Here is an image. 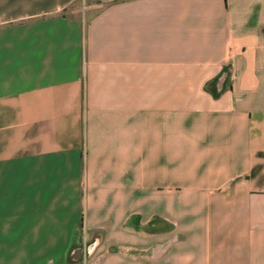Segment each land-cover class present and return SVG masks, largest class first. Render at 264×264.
I'll return each instance as SVG.
<instances>
[{
    "label": "crops",
    "instance_id": "0c3cea01",
    "mask_svg": "<svg viewBox=\"0 0 264 264\" xmlns=\"http://www.w3.org/2000/svg\"><path fill=\"white\" fill-rule=\"evenodd\" d=\"M0 264H264V0H0Z\"/></svg>",
    "mask_w": 264,
    "mask_h": 264
},
{
    "label": "rangeland",
    "instance_id": "374dc122",
    "mask_svg": "<svg viewBox=\"0 0 264 264\" xmlns=\"http://www.w3.org/2000/svg\"><path fill=\"white\" fill-rule=\"evenodd\" d=\"M77 239V238H76Z\"/></svg>",
    "mask_w": 264,
    "mask_h": 264
}]
</instances>
